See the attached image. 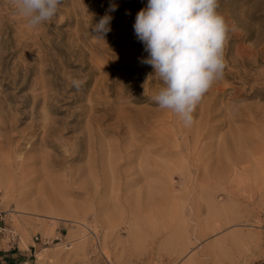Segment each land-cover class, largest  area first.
I'll return each mask as SVG.
<instances>
[{
  "label": "rangeland",
  "instance_id": "1",
  "mask_svg": "<svg viewBox=\"0 0 264 264\" xmlns=\"http://www.w3.org/2000/svg\"><path fill=\"white\" fill-rule=\"evenodd\" d=\"M147 3L63 0L51 21L29 28L0 0V95L49 79L60 109L54 146L37 139L30 149L25 122L9 135L0 128V246H32L31 264H264V0H219L226 68L190 125L151 99L162 82L141 63L148 53L133 28ZM105 14L104 41L91 28ZM87 63L102 73L84 74ZM14 73L27 80L21 92L8 85ZM106 79L117 80L114 93L99 92ZM77 94L84 100L72 103ZM89 97L114 107L112 117L92 112L87 139L77 135L91 111L82 128L68 126Z\"/></svg>",
  "mask_w": 264,
  "mask_h": 264
},
{
  "label": "clouds",
  "instance_id": "2",
  "mask_svg": "<svg viewBox=\"0 0 264 264\" xmlns=\"http://www.w3.org/2000/svg\"><path fill=\"white\" fill-rule=\"evenodd\" d=\"M63 0H10L15 13L29 28L51 21ZM219 0H148L136 15L135 35L148 56L162 86L151 99L161 110H169L184 124L193 122V113L226 68L224 48L229 26L217 11ZM111 4L109 11H115ZM112 17L105 14L92 25L93 35L104 40ZM105 41V40H104ZM80 81H73L79 87Z\"/></svg>",
  "mask_w": 264,
  "mask_h": 264
},
{
  "label": "bare ground",
  "instance_id": "3",
  "mask_svg": "<svg viewBox=\"0 0 264 264\" xmlns=\"http://www.w3.org/2000/svg\"><path fill=\"white\" fill-rule=\"evenodd\" d=\"M19 45H21V43H19ZM87 65H89V66H88L87 71L84 74H88V73L93 74V73H96V72H98L100 74L102 73L101 69H99L98 67L95 66V69H94L93 68V65H91L90 63L89 64L87 63ZM147 66H149V65H147ZM33 67L34 66L28 67L29 68L28 73L29 72H32V71L34 72V69L36 67L35 68H33ZM35 71H37L38 73L41 74V73H44L46 71H50V68H47V67L46 68H36ZM28 73H27V71H25V76ZM103 78H104V76H103ZM152 78L153 77H151V79ZM20 79H22V77L20 76V74H16L15 75V73H14L13 76L10 77L9 82H8V85H11L12 88H15L16 92H19L21 89L25 88L26 85H27V80L23 78L20 81V83L18 84V86H16L17 83H18V81ZM40 79H42V77ZM106 80L109 81L110 79L109 80L106 79ZM116 81H114L113 79H111V81H109V82H105V81L100 82V85L101 86L98 89L99 92H101V90L104 89L105 90V94L104 95H107L106 94L107 93L106 92L107 90L105 89V86H106L107 89H108V91H110L111 93H114L115 92V89H116V88H114V85L115 86L117 85V84H115ZM61 84L63 85V83H61ZM51 85H52V83H51V80H49V79H47V80H40L38 82H34L31 85L30 90L28 92H25V93L21 94V95H18V96H15L14 94H12L11 96L10 95H5V96L4 95H0V128H3L5 130V135H7V134L9 135V133L11 132V131L7 130L8 127H13L14 128L16 123H18V122L19 123L25 122L22 130H20V131L22 132L24 130H28V132L30 133V136L29 135H28L29 137L27 136L28 139L30 137H32L31 141L29 140L30 149H35V142H36L37 139H39V146H47V145H49V146L50 145H53L54 146V145H56V143L54 141V137H53V134L55 133V127H54L53 122H55L56 118L54 119L52 117L51 112H53V113L54 112H60V109H58V110L54 109L55 108L54 105H55V99H56V97H55V95L53 93L50 92ZM74 87H75L74 85L70 84L67 89H72ZM130 92L133 93V90L130 89ZM103 93H104V91H103ZM133 95H134V93H133ZM70 97H72V99H71V102L72 103L84 100V96L82 94H77L76 96H71L70 95ZM131 99L132 100H137L138 97L136 95H134V96H132ZM16 100L19 101L18 104L13 103V101H16ZM56 100H58V99H56ZM78 104H79L78 105L79 107L76 106V108L71 111V115L70 116H72V118L69 119V120H74L76 123L73 124V125H71V126H68L69 129L76 130L78 128H82V127H80L81 125H79V122L80 121H83L82 119L84 118V116L87 114L88 111H91V113L89 115V118H86V120H85V127H83V130L81 129L82 131H80V134H78L77 137H81L82 138V137H85L86 136V138L89 139V131L88 130H90V129H88V126L90 124L91 117H93V115H92V112L93 111H96V110H104L108 117H112L113 116L112 112H110L109 109L112 108V107H114L113 106L114 104L112 103V101L111 102H109V100L107 101V99H102L101 97H97V98H91V97H89L88 100H87V102H81V103L79 102ZM213 105H211V106H213ZM115 106H116V104H115ZM221 108L223 109L224 107H220L219 109H221ZM209 109H210V107H209ZM206 110L204 108L201 109L199 111V115L201 117L203 115H205ZM209 112H210V110H209ZM226 112H228V111H226ZM76 113L79 115V117H77V118L74 117ZM194 115H196L195 111L193 113V116ZM206 115H208V113ZM57 119L58 120H62V118H57ZM203 120H204V117H203ZM64 123H66V121H64L63 124ZM41 130H42V134L39 136L38 134H39V131H41ZM91 135H93V134H91ZM10 136H11V134H10ZM26 140H27V138H26ZM76 148L77 147L74 146V150ZM77 155L74 156V157H78ZM143 172H147V170L146 171H143ZM46 230L48 231L49 228L48 227L45 228V231ZM1 231H5V228H1L0 227V232ZM11 236H12V234H10V237Z\"/></svg>",
  "mask_w": 264,
  "mask_h": 264
},
{
  "label": "crops",
  "instance_id": "4",
  "mask_svg": "<svg viewBox=\"0 0 264 264\" xmlns=\"http://www.w3.org/2000/svg\"><path fill=\"white\" fill-rule=\"evenodd\" d=\"M31 245V244H30ZM32 246L26 250H9L3 244L0 246V264H31Z\"/></svg>",
  "mask_w": 264,
  "mask_h": 264
}]
</instances>
